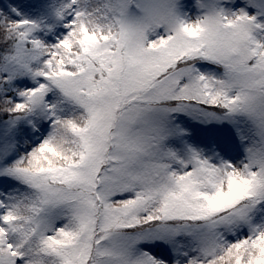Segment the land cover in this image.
Wrapping results in <instances>:
<instances>
[{
	"label": "snow or ice",
	"instance_id": "6c2138e0",
	"mask_svg": "<svg viewBox=\"0 0 264 264\" xmlns=\"http://www.w3.org/2000/svg\"><path fill=\"white\" fill-rule=\"evenodd\" d=\"M0 264H264V0H0Z\"/></svg>",
	"mask_w": 264,
	"mask_h": 264
}]
</instances>
